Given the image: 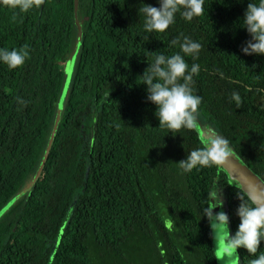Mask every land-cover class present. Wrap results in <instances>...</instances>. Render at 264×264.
Listing matches in <instances>:
<instances>
[{
	"label": "trees",
	"instance_id": "16d2710c",
	"mask_svg": "<svg viewBox=\"0 0 264 264\" xmlns=\"http://www.w3.org/2000/svg\"><path fill=\"white\" fill-rule=\"evenodd\" d=\"M187 111L264 183V0H0V264H264Z\"/></svg>",
	"mask_w": 264,
	"mask_h": 264
},
{
	"label": "rangeland",
	"instance_id": "374dc122",
	"mask_svg": "<svg viewBox=\"0 0 264 264\" xmlns=\"http://www.w3.org/2000/svg\"><path fill=\"white\" fill-rule=\"evenodd\" d=\"M187 113L198 130L202 142L208 147V149L210 147L211 149H217L219 152L227 154L228 151L215 130L210 125L204 123L202 119L199 118V115H195L190 111H187ZM209 227L216 264H239L234 252L233 244L230 240L225 217L224 197L221 189L217 185L212 186L210 193ZM169 231L177 243V238H180L183 241L176 229L172 228L171 230L169 229ZM181 240H179V245L183 248L185 247V244L183 243L184 241L182 242Z\"/></svg>",
	"mask_w": 264,
	"mask_h": 264
},
{
	"label": "water",
	"instance_id": "95a60500",
	"mask_svg": "<svg viewBox=\"0 0 264 264\" xmlns=\"http://www.w3.org/2000/svg\"><path fill=\"white\" fill-rule=\"evenodd\" d=\"M76 7L77 0H73V11L76 10ZM68 76L69 71L67 72V77ZM56 122L57 119L54 121V126ZM53 132L54 129L50 133L45 150L32 182L37 179L43 168L52 141ZM210 152L217 161L218 167L226 174L229 182L238 187L249 198V200L258 210L260 216L264 219V183L234 157L225 153H221L217 149H211Z\"/></svg>",
	"mask_w": 264,
	"mask_h": 264
}]
</instances>
